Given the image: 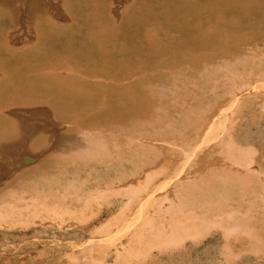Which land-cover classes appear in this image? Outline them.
I'll list each match as a JSON object with an SVG mask.
<instances>
[{"label":"bare ground","instance_id":"1","mask_svg":"<svg viewBox=\"0 0 264 264\" xmlns=\"http://www.w3.org/2000/svg\"><path fill=\"white\" fill-rule=\"evenodd\" d=\"M129 1H131V0H129ZM229 1H228V3H229ZM233 1H235V0H231L232 3H233ZM247 1L245 4L248 3ZM126 2H127L126 0H125V2H124V0H114L112 2V6H111V4H109L107 6H108V8H110V7L113 8V11H115V16L119 17L122 14H125L126 16L128 15V17H129V15H130L129 13L131 10L130 11L127 10L125 4L128 5V4H130V2L129 3L127 2L128 4ZM239 2L243 3V1H239ZM239 2H238V4H240ZM250 2H251V0H249V3H248L249 6H251V8L249 7V9L253 10V14H255L256 18H258L259 22H261V20L264 19V5H263L264 3L262 5L256 4L257 6L255 5L256 7H253L254 4L250 5ZM253 2L254 1L252 0L251 4ZM236 3H237V1H235V3H234L235 6L239 8L240 5L237 6ZM261 3H262V1H261ZM61 4H63V0H0V25H1L0 26V38H1L0 39V41H1L0 53H1V55L5 54L0 59V159H1V157H3V154L5 152H9V150L13 149V147L18 148V147L22 146L24 148V145L28 144V143H30V145L37 146V148H36L37 150L41 149L43 146H46V143H48L49 141L46 137L44 140L45 142L43 141V144H44L43 145L42 143H40L39 140L41 139L42 136L43 137H44V135L46 136V133H48L50 131H54L52 134L53 136L57 135V136L61 137L60 139H63V133H62L63 130L62 129L65 128V126L63 128V121L69 120V118L66 120H63V111L68 110L67 107L63 106V99H67V100L71 101L72 104H74V106H72V105H70V106H72L73 109L75 108L74 111L77 112V114L80 112L81 118L86 117V116H90L89 117L90 120H92L94 123L101 117L104 118L105 121L106 120L109 121V120H112L114 118L112 116V112L115 111V110L113 111L114 102H118L121 98H124L121 101L123 102V104H125V102H127V100L130 99V98L129 99H127V98L131 97V96H128V97H126V96L128 93H129V95L132 94V92L130 90L132 89V91H134V89H133V86H131L132 87L131 88L130 85L128 84L129 81H135V80L137 81L138 79L142 80V78H143V80L141 82L143 83L145 81L143 84H146V85L149 82H153L155 80L157 81V79L154 77L153 78L155 80L153 79V81H152V77L150 76V74H152V72L149 73L152 70H154L155 74L157 73V75H158V73H159V75H164V74L170 75V74H175L172 72L173 69H174L173 70L174 72L176 71L175 69H180V68L187 70L189 72H191L192 70L203 72L205 70L207 71V68H211V67H208L206 65L207 68L203 69V68H205V64H207L213 60V58L210 54V53H212V51L208 52L207 49H209V47L207 45H211L212 40H214V39H212L214 37L213 36L214 34L210 32L209 27H208L209 28L208 32L206 31V29H204V27L208 24L210 25V23L213 22V20H210L206 17L205 19H203V21L200 22V24L197 26L196 29L193 28L192 32L190 31L191 29L189 30V32H191L195 35H198L197 36L198 40L191 38L189 42L184 41L185 43L181 44L182 46L179 44L178 47L179 46H181V47H179L178 49L182 48V51L184 50L183 52L178 53L179 51L177 48L174 49L173 47H171L172 48L171 49L169 47L170 51L167 50L168 51L167 53L172 52L171 57H172V59L174 58L172 60V59H169L171 57L165 58L166 56H164V55H163L164 57L161 56V53H163L161 51L164 50L165 48L163 46H159V44L161 42L166 44L165 42H167V41H165V39H164L165 42L162 40H163V38L168 37L169 34L166 33L167 36H164V32H162V27H158V25H162V23H160L159 20L157 21V19H155L156 21L154 20L155 21L154 27H153V25H152V27H148V24H149L148 23L147 28L145 27V29L143 30L144 31L143 32L144 33L143 38H144V36H145V38L142 41L143 43L140 42L143 45V47H145V45L148 47L147 51L153 54V59L152 60L150 59V61L146 60V59L143 60V62H142L143 66H142L140 73H138V71H137V70H140V67H139V69H137V67L141 62H138V65H136L137 67L134 66V70L137 69L136 72L134 71L135 74H134V72H132L130 75V72L133 71L132 70L133 68L131 66V68H132L131 69L127 65L129 67V69H131L129 72L127 69V66H126L125 69H127V71H125V69H124V72H126L125 74H127V72H129V74H127L125 76L126 81H119L118 80L119 82H117V83L127 82L126 85L128 84L129 85L128 88H130V89L126 88L127 91L129 90L128 92L126 91V94H125L126 96L124 94H122L120 96V94L116 93V95H119L121 97V98L119 97L118 101H116V99H115L116 96L114 97V95H115L114 93L116 91V90H114V87H115L114 85L116 83H115V81H113V79H115V78L111 77L112 76L111 73L113 72L114 69L110 68L111 73L109 71H107L108 69H104V66L109 64L110 61L103 59V57H105L107 55L106 54L105 56H103V54H104L103 48L107 47L104 44L103 40L105 38H103V37H105V35H107L109 33L111 34V31L116 28L117 19L114 18L116 21L113 19V21H115L113 23V22H111V18L107 17L110 19V22H109V24L104 23L105 25L103 23H102L103 25H99L97 23L99 21L98 20L99 18H96L98 20L96 22L98 24L97 26H95V23L94 24L88 23V24H92V26H89V27L86 26L87 35H89L91 38H93L96 41L100 40L101 38H103V39H101L99 41V43L101 45L99 44V46L97 47V51L95 49H92V47H91L90 52H88V54H85L86 58L85 57H76L75 53H73L71 55L70 52L72 51V49H69L67 55H66V53L64 55L63 52L62 53L58 52L56 55L52 54V58H50V60H45L42 58H38L37 57L38 54H35L36 57L32 56V52H31V50H29L30 48H28V49L18 48L17 45L21 44V43H19L20 41H24L23 38L26 39V37H27L29 40H34V39L40 40L41 36L44 37L45 35H47V33H49V31L51 30L50 24H51V22H53L55 20V19L52 20V18H53L52 16L54 15V13L51 16V12H53V10L50 8H54V10H55L57 8L56 6H60ZM105 4H107V3H105ZM186 4L179 3V7H183ZM145 5H147V4H145ZM130 6H132V5H130ZM133 7H131L130 9H132ZM150 7H152V6H150ZM236 7H235V11H236V9H238ZM243 7L247 8L246 5ZM108 8H106L104 10H109ZM146 9L144 11L145 13H146ZM71 10L72 9H70L69 11H71ZM135 10H137V9H134V11ZM107 12L105 11L106 14H107ZM138 12L140 13V10H138ZM151 12H152V10H151ZM226 12H228V11H226ZM149 13H150V11H149ZM155 13H157V12H155ZM75 14L77 15L78 13H75ZM101 14L102 13L100 12L99 15H101ZM224 14L225 13L223 12L222 16H220V17L217 16L218 18H216V20L213 22L215 24V26L217 25V27H218L220 22L222 24L223 21L225 22L228 20L227 18H225ZM249 14H251V13H249ZM143 15H144V13H143ZM245 16L247 18L248 14L244 13L242 11V18L240 19L243 21L242 23L249 22V21H246L247 19H244ZM63 17H64V15H63ZM101 17H102V15H101ZM249 17L250 16H248V18ZM69 18H73V17L70 16ZM146 18H147V16H146ZM202 18H204V17H202ZM232 18H234V17H231V19ZM239 18L240 17L236 15L235 18L232 20V22L234 23V26L235 27L237 26V28H239V26L235 22H238V24H239V22H240ZM89 19H91V18H89ZM129 19H132V18L129 17ZM142 19H143V17H142ZM152 19L153 18H151V21H152ZM72 20L73 19H71L70 23H72ZM106 20H108V19H106ZM137 20H138V18H137ZM190 20H192V19H190ZM75 21H73V22H75ZM118 22L120 23L119 18H118ZM196 22H198V21H196ZM76 23H77V21H76ZM111 23H113V25ZM121 23L124 25V22H121ZM127 23H128V21H127ZM186 23L188 25L190 24V22H186ZM227 23H229V22H225V24H227ZM261 23H263V22H261ZM18 24H20L22 26L20 32L17 31V28H16L18 26ZM53 24H57V23L53 22L52 25ZM164 24H166V23H164ZM169 24L172 25L171 22H169ZM196 24L197 23H195L194 25L192 24V26L190 24L189 27H195ZM225 24H224V27H225ZM256 24H257V22H256ZM60 25H61V27H65V26H62V24H60ZM77 25H78V27H80L79 24H77ZM68 26H70V27L65 28L66 31L63 30L64 33H67L68 29L69 28L72 29L71 26H75V25H73V23H72L70 25L68 24ZM226 26H230V25L227 24ZM252 26H253V24H251L250 27H252ZM182 27H183V25H182ZM210 27H211V25H210ZM231 27H233V26H231ZM76 28L77 27H75L71 30V34L74 33L73 30H75ZM130 28H131L130 30H132V27H130ZM168 29H169V27H168ZM184 29H182V31ZM242 29H243V27H242ZM27 30L30 31L29 34L27 32H24ZM31 30H32V33H34V34L31 33ZM116 30H118V29H115L114 31H116ZM133 30H134V28H133ZM185 30H187V29H185ZM226 30H227V28H226ZM237 30L238 29H236V31ZM166 31H167V29H166ZM172 31L175 32V30H172ZM178 32H179V30H178ZM117 33H116V35H119L118 39H119V37L121 38V35L123 37V34H122L123 32L119 33V34H117ZM186 33H185V36L187 35ZM225 33L226 32H224V34ZM232 33L233 32L231 30L230 35ZM17 34H19V35H17ZM124 34H126V33L124 32ZM261 34L264 35V32ZM75 35H76V33H75ZM179 35L183 36V34H179ZM195 35H193L194 38H195ZM233 35H231V36H233ZM248 35H249V33H248ZM255 35H256V33H255ZM107 36L109 37V35H107ZM124 37H125V35H124ZM262 37L264 38V36H262ZM262 37L260 38V35H259V38L255 37V41L257 42L256 39H263ZM89 38L88 39L86 38L87 41L90 40ZM169 38L171 39L172 37L169 36ZM173 38H174V36H173ZM176 38H178V34H177ZM240 38H243V37L240 36ZM245 38L248 39L247 37H245ZM38 40H37V43H35L36 41H34V43L38 44L39 43ZM123 40H125V39H123ZM167 40H168L167 43H170L169 39H167ZM178 40H179V38H178ZM191 40H193L194 42H191ZM248 40H246L247 42L246 41L245 42L248 43ZM116 41H117V38H116ZM240 41L243 42L244 40H240ZM259 41H261V40H259ZM105 42H108V41H105ZM112 42L114 43L113 40H112ZM144 42H145V44H144ZM239 42H237V43H239ZM241 42H240V46H241ZM46 43L48 44V42H46ZM76 43L80 44L79 46H83V43H85V42L82 43V42H80V40H79V42L76 40ZM113 43H111V44H113ZM123 43H125V41H122V48L125 46V45L123 46ZM163 43H161L160 45H163ZM174 43H176V42H174V39H173V44ZM180 43H181V41H180ZM227 43L228 42H226V45H227ZM257 43H259V42H257ZM35 44H33V46H35ZM116 44H118V43L115 42V45ZM126 44H128V43H126ZM129 44H132V45H130L131 47L129 45L127 46L129 48H132V47L135 48L136 47V46H133L134 45L133 43H129ZM253 44H255V43H253ZM253 44L251 45L249 43L248 45L253 46ZM230 45L231 44H229V46ZM235 45L237 46V47L235 46L236 48L231 46V47H233L234 51H235V49L238 50V47H239L238 44H235ZM42 46H43V44H42ZM69 46H70L69 48H74L73 43L70 44ZM172 46L175 47V45H172ZM138 47H139V45H138ZM157 47H160L159 51L161 53L159 51L155 50V48H157ZM220 47L221 46L218 47V45H217L218 49H220ZM244 47H247V46H244ZM256 47H257V45H256ZM119 48H118L119 51H117V52H122L124 50L123 49L121 51V49H119ZM217 48H215V49H217ZM257 48H255V50ZM158 49L159 48H157V50ZM239 49H241V48L239 47ZM251 49L250 50L253 51L254 48L251 47ZM113 50H115V48ZM130 50H132V49H130ZM137 50H138V48H137ZM206 50H207V52H206ZM210 50H211V48H210ZM212 50L214 51V48ZM246 50H249L248 47ZM250 50H249V52L251 53ZM65 51L66 50H64V52ZM125 51H123V52H125ZM164 51H166V50H164ZM220 51H221V49H220ZM242 51H244V50L242 49L240 52L242 53ZM258 51L259 50L257 49L256 52H258ZM108 52H110V51H108ZM260 52H261V50H260ZM136 53H137V51H136ZM136 53H134V54H136ZM138 53H140L141 55L143 54V56L145 55L144 52H142V53L138 52ZM218 53H219V51L217 50V54ZM230 53H231V50H230ZM236 53L237 52H235L234 54H232V53L231 54L235 55ZM39 54H41V53H39ZM118 54H117V56H118ZM123 54H122V56H124ZM219 54H220L219 56L223 55L221 53H219ZM244 54L246 55L245 52H244ZM111 55H112V53H111ZM156 55H158V56H156ZM82 56H84V55H82ZM143 56H142V58H143ZM237 56H238V54H237ZM240 56H241V54H240ZM247 56H249L248 52H247ZM241 57H239V58H241ZM43 58H44V56H43ZM108 58H110V57H108ZM132 58H133V53H132ZM214 58H216V60L220 59L219 57L217 58L216 56ZM234 58H236V57H234ZM234 58H233V60H234ZM239 58H236V59H239ZM114 59H116V58H113V60H112L113 62H114ZM224 59H225V57H224ZM229 59L231 60V58H229ZM236 59L234 61H236ZM169 60H171V61H169ZM216 60H214V62ZM255 60H256V58H255ZM112 61H111V65H112ZM120 61H121V59H119V62ZM261 61H262V59H261ZM123 62L126 63V61H123ZM220 62H221V60H220ZM216 63H217V61H216ZM231 63H233V62H231ZM235 63H237V62H235ZM131 64H133V63H131ZM142 64H140V65H142ZM116 65L118 66V62ZM210 65H212V64L210 63L209 66ZM213 65H216V64H213ZM222 65H224V64L222 63ZM109 66H110V64H109ZM135 67H136V69H135ZM212 67L214 68V66H212ZM218 67L216 66V68H218ZM189 69H192V70L190 71ZM169 70H171V71H169ZM116 71H114L115 73L113 72L114 74L112 73L114 76L116 75L117 72L119 73L120 70H118L117 72ZM180 71L182 72V70H180ZM178 72H179V70H178ZM262 73H264V70L262 71ZM122 74L123 73H121V75ZM169 75H164V76H169ZM228 75H230V74H228ZM251 75H253V74H251ZM200 76H198V77H200ZM262 76H264V75H262ZM262 76L260 75V79L264 81V77H262ZM117 77H118V75L116 76V80H117ZM169 77L166 80L170 81L171 83L176 82L175 78L173 80H171L173 76H171L170 79H169ZM255 78H256V76H255ZM256 79H255V81L253 80V82L247 80L246 81L247 84L245 83L243 85L242 84L237 85L238 83H240L238 81V78H237V79H235V82H236L235 84H229L230 85L229 89H232L233 91L235 90L236 93H237V91H239L240 94L236 95L235 92H232V90H231V92H229V95H230L229 98L230 99L226 103H223L224 101L222 100L223 102H221L219 104L220 107L218 106L219 108L214 112L215 113L214 115H212L213 110L209 116L207 114L208 117H207V119H205L206 120L205 124L200 127V130H197L198 135L195 133L199 137L200 140L198 139V137H197L198 141L192 142V143H188L190 141L187 142L186 140L180 141L181 139L180 140L172 139L173 141H171V140L168 141L167 139L162 140V138H161V140H158V139L153 140V141L160 142L163 144L166 143V145H168V149H167L168 153H171V154L173 153L174 157H175V152L179 151L178 149H182V151L184 152L182 155L184 158L183 164L179 165L180 167H178V169L175 170L174 175H172L169 178L164 179L163 182L153 184V181H152L153 178H151V177L155 178V176H150V175L151 174L154 175L155 173H157V171L149 172V170L146 171L148 173L144 172L145 173V176L143 177L144 179L142 181L136 182L135 185L132 184V181H128L127 179H124V180H126V183H122L121 181L111 182V181H102V180L97 181V180H95L94 177H98V176H96V173H94L95 175L93 174L94 177L92 176V173L94 171H97L99 169H104L105 172H107L106 170H109L111 165L113 166L112 163H107V162L106 163H103V162L99 163L98 162V159H99L98 154L101 152H105V151L108 152V150L105 148L106 145L103 142V140H101L102 141L101 144L98 142L99 140L97 141V139L100 138V137L98 138L99 134L94 132V130L96 128L94 125L90 124L89 121H88V123L90 124V126L88 125L89 127H85L86 124L83 125L84 127H81V126L79 127L78 125L71 127L73 134L69 135V139L72 140L73 144H69V145L75 147V150L72 152H69V153H67V152L64 153L62 159L64 161H70V163H75V164H76V161H78V162L79 161L80 162L91 161L90 162L91 164L89 162L88 163H84V162L79 163L80 169H82V171H85L83 173H85L87 175V177H85L87 179L83 180V183L81 184L82 186L81 187L79 186V189L81 188V190H78L74 186L76 182L79 183V181L81 180V179L77 180L78 177L77 178L74 177L76 175H79V174H75L78 171H76V172L73 171V172H75V173H73L74 174L73 177L76 181L75 180L73 182L67 181L65 188H63V201H67L70 204V206L73 207L74 211L71 212V211L66 210L67 212L66 211L64 212V210H63L64 214H61L56 219H59V223L63 226V230L71 229L72 232L71 231H69V232L73 236L71 238H68L65 240H58L57 242L53 241V240H49V239L47 241L46 240L47 238L45 239L46 241H43L42 237L40 236V238H39L38 236L40 235V233L42 234V232H43V234L44 233L46 234V230L49 228H44L40 231V229H38L39 227H37V228L35 227V225H37V224L34 222L35 220L33 218L37 217V216H35L36 213L38 215H42V217L45 216V218H47L48 217V210H41V212L37 211L34 213H31L32 211L29 213L28 212L27 213H20L19 212V213H16V216H15V214L12 215L9 211V213H10V214L8 213L9 215H7L6 213H5L6 215L0 214V235H1V237H3L4 239H8V237L10 238V236H12L13 234H19V233L14 232L15 227L19 226V224L25 226L26 230H30L27 232L34 231L35 233H38V236H35L32 234L31 237H29L25 243L22 240L18 241L17 242L18 246L16 248H14L15 250L9 249V248L13 247V244H11L8 241H5L3 243V246L6 245V243H10V245H8L7 247L4 246V249H7V250L1 251V249H0V257L4 255V252L8 253V255H13V254L22 253V252H28L25 259H28L29 261L23 260L25 262H23V261L21 262V260H15L14 259L13 263H18V264H63V261H64L63 259H65L67 261L66 264H95L96 263L95 259L93 257H90V256H84V259L81 258V259H83L81 261L79 260V258H78V260H77V258L75 259L74 256H77V255H75V253H73V252H75L73 250H76L79 253H81L80 251H82V255L86 254L87 250H89L87 255H89V254L91 255V252H93L96 249V250H99L100 256H103V258L105 260L104 263H108L109 258H111L112 261L117 260L114 263L118 262V260H123L124 264H149V263L151 264L152 260L147 262L146 261L147 258L152 256L153 253H156L155 255H157V253L160 251L159 255H158V259H161V257L167 258L169 260V262H171L170 264H259L260 260L258 258V245H259V242L261 241L259 239L262 238V236L259 237V230L261 232H263L262 230H264L263 229L264 227H260V224H259V221H260L259 220V215H260L259 209L260 208L264 209V195H262V191L264 190V180H261V178H264V128H262V125L264 122L261 125H259L260 124L259 122H257L256 125H253V123L249 124V123H251V121H249V118L253 117V115H252L253 111L258 109L256 105H257L259 98L257 99L256 95L252 96V94H255L254 92H257L261 88L264 89V87H263L264 82L259 83L258 81H256ZM29 80H30V83H27ZM211 81H213V80H211ZM240 81H241V79H240ZM141 82H139V83L142 86L143 84ZM244 82L245 81H243V83ZM135 83H137L135 86H137V85L139 86L138 82H134V84ZM164 83L166 84V82H164ZM122 84H119V85L123 86ZM131 84H132V82H131ZM169 85H171V84L169 83ZM222 85H224V84H222ZM124 86L122 88L125 89ZM174 86H176V85H174ZM174 88H176V87H174ZM68 89L73 91V92L72 93L68 92ZM98 90H101L104 93V94H102L104 96V98L102 97V100L99 97L101 95V93L99 96L96 94V91H98ZM227 91H229V90H227ZM141 93H142V91H141ZM148 93H149V91H148ZM163 93H164V91H163ZM225 93H226V91H225ZM261 93H263V91H261ZM142 94L144 95V93H142ZM145 94H147V93H145ZM256 94L259 95V91ZM133 95H135V91H134ZM147 95H149V94H147ZM147 95H145V97ZM152 95H153V93H152ZM150 98L152 99L153 97H150ZM224 98H225V96H224ZM227 98H228V96H227ZM246 98H249V99H246ZM111 99H115V101H113V100L111 101ZM151 99H149L150 103L152 101ZM145 101L146 100L144 99V102ZM262 101L263 100H261V102ZM55 102H58L59 104H61V106H60L61 110H60V115L59 114H58V116L53 115V121L51 123L49 122L50 123L49 125L51 127H55V128H53V130H51L52 129L51 127H47V128H51L49 130L46 129V130H48V132H47V131H45L44 126L40 127L39 125H31L30 124L29 121L32 122L33 116L37 117L38 115H41V116H47L48 115L47 118H49V116L52 115V113H50V112H52L55 109L51 110L50 112H48L49 111L48 109H51L54 106H56ZM134 102H136L135 99H134ZM156 102L157 101H155V103ZM51 103H54L55 105L54 104L51 105ZM119 104H120V106L123 105L121 103H119ZM137 104L139 105L140 103L138 102ZM141 104H143V103H141ZM116 106L117 105H115V108H116ZM120 106H119V108L117 106V108L119 110L122 107V106L121 107ZM149 106H150V104H149ZM156 106H157V104H156ZM43 107H45V109L48 108V109H46L47 111H45ZM63 107L67 108V110L66 109L63 110ZM146 107H143V108L145 109ZM153 107L154 106H152V108ZM54 108H56V107H54ZM154 108H156V107H154ZM58 110H59V107H58ZM58 110H57V112H58ZM205 110H207V109H205ZM208 110H210V109H208ZM68 111L70 112V110H68ZM152 112H155V111H152ZM116 113L120 114L118 111H116ZM130 114H133V113L130 112ZM135 114H136V112H135ZM258 114L259 113H257V115ZM140 115H141V117L143 115L145 116L144 113L140 114ZM67 116H66V118H67ZM232 116H237V117L241 118V121L238 118L239 122L241 124H242V121H245V123H243V125H242V127L244 126L243 127L244 130H242V131L246 135L242 136L240 134L241 131H239L238 135L241 136L240 139H238L239 136L237 137V139H234L235 137L233 136L234 138L232 137V139H230L228 142L231 145H230V147H228L226 149L225 154L227 153L226 154L227 159H226V155H225V159H226V161L228 160V162H230L229 163L230 165L227 166L225 168V170L230 168L228 170L232 171L230 178L222 180V177H220V180L218 179L216 181L212 180V178H211L210 181H208L206 179L207 181L200 182V183H196L194 180L185 179L184 181H186L187 185L189 186L191 184V186L190 187L186 186V188H184L185 191H184V189L182 191V192H187L188 194L195 196V194L199 193V191H197L198 188H201L202 190H205L208 194V197L207 196H205V197L210 199L209 196L211 195L212 197H214L213 196V195H215L214 191H217L218 189H220V191H222V193L224 192L228 197H217L216 198V196H218L216 194V196H215L216 199L213 200L211 198L210 201L208 200L209 202L207 201L208 203H204L205 210L204 209H202V210H204L205 212L203 215L201 214V213H203V211L200 209L203 208L204 206L200 204L201 202L198 203V205H200L201 208L198 207L197 204L195 205L198 207V209L195 207L193 208V206H194L193 203L189 204L191 206H188V204H186L188 207H190V212H191V214H190V212H188L189 214L186 213L188 216V219L184 216V214L182 212V211H185L186 205L185 204H183L182 206L180 205L179 213L181 214V212H182L181 215L184 216V221L182 220L183 216H181V218L179 216V219H181V221H182L179 226H177L178 224L173 225L172 221L168 222L167 227H164L160 224H156L155 223V217H152L153 214L156 213L159 215L163 210L168 211L169 209L173 208V206L174 207L178 206L179 202H181L180 204L184 203L183 200L185 198L183 199L181 197L183 200L181 198H179L178 199V205H175V203L173 202L174 200H172V197L170 196L171 194L168 190H170L171 187L173 189H175L176 184L174 185L172 183L173 185L170 186V184H168V183L172 182L173 180H175V183L180 182L182 180L183 176H186L189 173L188 171L195 166V165L194 166L190 165V163H191L190 160H193L192 158L195 156L197 151L201 149V146L206 145V144L208 145V143L215 141V140H213L214 138H212L213 133H216L218 130L224 131V129L226 131V129L228 128V127H226V124L230 123L229 119ZM141 117L137 118V120H141ZM38 119H37V121H38ZM45 119H46V117H45ZM34 120L36 121L35 118H34ZM40 120H42V119H40ZM82 120H83V122H85L86 118H83ZM233 120L235 121V118H233ZM262 120H260V121H262ZM41 122H43V121H41ZM144 123H146V122H144ZM246 123H247V125H245ZM42 124H44V123H42ZM80 124H82V123H80ZM141 125H143V124H141ZM141 127H143V126H141ZM139 128H140V126H139ZM237 128H239V127H237ZM261 130H263V131H261ZM32 131H36V132H32ZM95 131L97 132V130H95ZM113 131H112V133H113ZM195 131H196V129H195ZM235 131H237V130L235 129ZM8 133H14L13 135H15V134L19 135V137H18V139L15 138L16 141L14 138L9 139L8 138L9 136L7 137ZM123 133H125V132H123ZM49 134H50V137L52 138L51 133H49ZM96 134H98V135H96ZM100 134H102V132ZM109 134L111 135V133H109ZM220 134L222 136L223 132ZM236 134H237V132H236ZM38 135H40V136H38ZM110 135H108V136L110 137ZM125 136H122V138ZM36 137H38V138L36 139ZM102 137L104 139V135ZM129 137H131V135H129V136L127 135L125 138L129 139ZM221 138L219 140L220 142H221ZM132 139H134V137ZM135 139H136L135 141L139 140V142H140V139H137L136 137H135ZM71 140H69L68 142H70ZM189 140H191V139H189ZM38 141H39V143H38ZM105 141H106V138H105ZM130 141H131V139H129V142H127L128 145L131 144ZM193 143H194V145H192ZM179 144L183 145V146L180 147V146H178ZM69 145L67 147H69ZM222 145L223 144H221L220 146H222ZM48 146L44 149L45 152H42V153H47L49 150L53 151V149L56 148V145H54V144L49 146V147ZM62 146H64V145H62ZM148 146L142 145V144L139 145L140 149L141 148L145 149ZM173 147L176 148V150L175 149L173 150L172 149ZM186 148H188V149H186ZM70 150H72V149L70 148ZM61 151L63 152V149ZM220 151H222V150H219V152ZM55 153H57L56 150L53 154H55ZM222 153H224V150ZM53 154H51L52 159H53ZM209 154H211V153L209 152ZM198 155H200V153ZM109 156H108V158H109ZM25 158H26V163H29L32 161V158H30V157L23 156V159H25ZM58 158H60V157H58ZM106 158H107V156L103 157V159H105L107 161L108 158L107 159ZM223 158H224V156H223ZM206 160L209 161L208 158ZM172 161H173V157L172 156L168 157L165 160V162H166L165 165L167 167L171 166ZM222 161H224V160H222ZM7 162H9V161H7ZM53 162H55V161H53ZM209 162H211V160ZM209 162H205L203 165H197V166H198V168H200V167L205 168V171L208 168V171H209V173H212V176H216V177L220 176V174H222L221 173L222 171L220 172V170H224V168L223 167L222 168L215 167L214 166L215 164L214 165L212 164L213 165L212 166L209 164ZM70 163L68 164V166L70 165ZM213 163H215V162H213ZM223 163H224L223 166L225 167L226 166L225 162H223ZM44 164H43V166H44ZM66 164L67 163H65L64 166H66ZM21 165H24V163L22 162ZM161 165H163V164H161ZM77 166L79 167V165H77ZM220 166H221V164H220ZM235 166L236 167L241 166V167H243L244 170L233 169ZM252 167H255V168L252 169ZM65 170H67V168ZM75 170H78V169L76 168ZM196 171H198V170H196ZM243 171H245V172H243ZM258 171H259V173H258ZM67 172H69V171H67ZM162 172H163V170H162ZM192 172H193V170H192ZM65 175H69V174H65ZM70 175H71V173H70ZM140 175H142V173H140ZM158 175H160V174H158ZM225 176H226V174H225ZM251 176H252V178H250ZM258 176H259V178L260 177L261 178L259 179ZM178 177H180V178H178ZM231 177H235L238 179L241 178V179H240V181H238V179L236 180V179H233ZM254 179L255 180L258 179L257 182H258L259 188L252 187V184H250V182L252 180L254 181ZM136 180H137V178H136ZM42 181H43V179H42ZM250 187H252V188L249 189ZM41 188H42V186H41ZM45 188H47V187H45ZM173 189H172V191H173ZM57 190H58V188H57ZM165 190H167L168 192H165ZM50 191L51 190H49V192ZM78 192H80V193H78ZM82 192H84V193L82 194ZM218 194H220V193H218ZM79 195H81V196H79ZM37 196H39V195H37ZM59 197H60V195H59ZM260 197H263V198L259 199ZM56 200H57V198H56ZM179 200H181V201H179ZM194 201H196V200H194ZM164 202H167V203H164ZM259 203L261 204V207H260ZM34 205H33L34 208L30 205L32 207V210L35 209ZM59 205H63V204L59 203ZM68 205H66V206H68ZM182 207L184 210H181ZM188 207H186V208H188ZM173 209H171L172 214L176 211L175 210L176 208L174 210ZM35 210H38V209H35ZM177 211H178V209H177ZM187 211H189V208L187 209ZM196 212H198V213H196ZM49 213H50V215L57 217L56 212L49 210ZM177 215H178V213H177ZM175 216H176V214H175ZM23 217H24V219H22ZM176 217H178V216H176ZM101 218H104L105 220L102 219L103 222H101ZM15 222H17V223H15ZM84 232H88L87 233V234H89L88 237H85ZM57 233H59V232H57ZM57 233H55V234H57ZM77 233H79V234H77ZM262 235H264V232L262 233ZM25 236L26 235H23V234L21 236V234H20V236H18V237L24 238ZM28 236H29V234H28ZM68 236L66 235L65 238ZM51 237H53V236H51ZM123 238H125V241L128 238L127 244H123V242H122ZM10 240H11V238H10ZM45 242H47V243H45ZM44 244H46V245H44ZM199 245L204 246V248L202 249L203 252H198L199 247H200ZM142 246H144L145 248H142ZM28 247H30L29 250L25 249ZM38 247H43V250L38 251L37 250ZM162 248H164L165 250L161 252ZM64 250L68 251V256H70V257L72 254H74V256H72L73 257L72 261H70V259H71L70 257H69V259H66V258H68V256L63 254ZM96 254H97V251H96ZM50 255H54L53 257H55V259H52V257H51V259H48L50 257ZM57 255H58V257H57ZM35 257H38V259ZM41 257H46V258L42 259ZM64 257H66V258H64ZM32 259H34V260H32ZM153 259H155V258H153ZM1 260H3V259H1ZM9 263H10V261H7L6 263H3V264H9ZM99 264H103V263H99Z\"/></svg>","mask_w":264,"mask_h":264},{"label":"rangeland","instance_id":"2","mask_svg":"<svg viewBox=\"0 0 264 264\" xmlns=\"http://www.w3.org/2000/svg\"><path fill=\"white\" fill-rule=\"evenodd\" d=\"M114 0H63V4H61L60 6H56L57 8L54 10V8H50V9H52L53 10V12H51V16H52V14L54 13V15L52 16L53 18H52V20H54L53 22H55V23H57V24H53L52 25V23L53 22H51V27H50V31H49V33H47V35H45L44 37H40V40H38V39H34V40H29L27 37H26V39L25 38H23V40L24 41H20L19 43H21V44H19V45H17L18 46V48H21V49H28V48H30L29 50H31V52H32V56H34V57H36V55L35 54H38V58H42V59H45V60H50V58H52V54L53 55H56L58 52H63L64 53V55H65V53H66V55L68 54V50L69 49H72V51L70 52V54L72 55L73 53H75L76 54V57H85V54H88V52H90V50H91V47H92V49H95L96 51H97V47L99 46V41L101 40V39H103V38H105L103 41H104V44L107 46V47H105V48H103V52H104V54H103V56H105L106 54V56L105 57H103V59H105V60H109L110 62H109V64H110V66H109V64H107L106 66H104V69H108L107 71H109L110 73H111V69L113 68L114 70H113V72L114 71H118V70H120L119 71V73L117 74L116 73V75L114 76L113 74L115 73H111V77H114L115 79H113V81H115V87H114V90H116L115 91V95H114V97L116 96V101H118V99H119V97L122 95V94H126V91H127V89L126 88H128L129 87V85H130V87L131 86H133V89H134V91H135V95H133L134 94V91H132V89L130 90L131 92H132V94H130L129 95V93L127 94V96L126 97H128V96H131V97H128L127 99H129V100H127V102H125V104H123V102L121 101L122 99H124V98H121L118 102H114V108H113V111L114 112H112V116L114 117L112 120H106L105 121V119L104 118H99L95 123L92 121V120H90V116H86V117H83V118H86V123L85 122H83V118H81V116H80V112L77 114V112H75L74 111V109H73V107L72 106H74V104H72V102L71 101H69V100H67V99H63V106H65V107H67L68 108V110H70V112L67 110V108H65V107H63V110H67V111H63V120H66V119H68L69 118V120H66V121H63V128H64V126H65V128L64 129H62L63 130V139H60L61 137H59V136H57V135H55V136H53L52 134H53V132L54 131H50V132H48V130L49 129H51V130H53V128H55V127H51L49 124L53 121V115H56V116H58V114L60 115V110H61V104H59L58 102H55L56 103V106H54V107H56V108H51V109H48V108H46V109H48L49 111L48 112H50L51 110H53V109H55V110H53L52 112H50V113H52V115L51 116H49V118H47V116H41V115H38L37 117H35V116H33L32 117V122L31 121H29L30 122V124L31 125H39L40 127L41 126H44V128H45V131H47L48 133H46V136L44 135V137L42 138L41 137V139L39 140L40 141V143H42L43 144V141L45 140V138L47 137V139H48V143H46V146H43L41 149H39V150H37L36 148H37V146H35V145H30V143H28V144H25L24 145V148L21 146V147H13V149H8L9 150V152H5L4 154H3V157H1V159H0V214H7V215H9L10 213L13 215V214H15V216H16V213H29V212H31V213H34V212H37V211H40L41 212V210H48V217L47 218H45V216H43L42 217V215H38L37 213L35 214V216H37L36 218H33L34 220V222L37 224V225H35V227L37 228V227H39L38 229H40V231L42 230V229H44V228H49V229H47L46 230V234L44 233L43 234V232H42V234L40 233V235L38 236V233H35L34 231H32V232H27V231H30V230H26V228H25V226H23V225H20L19 224V226H14L15 227V230H14V232H16V233H19V234H13L12 236H10V238H11V240H10V238L8 237V239H4L3 237H1V235H0V246L2 247L3 246V243L5 242V241H8V242H10L11 244H13V247L12 248H9V249H12V250H15L14 248H16L17 246H18V244H17V242L18 241H20V240H22V241H24V243L26 242V240H28V238L29 237H31V235L33 234V235H35V236H38L39 238H40V236L42 237V240L43 241H48V239L49 240H53V241H58V240H65V239H68V238H71L73 235H71L70 234V232L69 231H71L72 232V230L71 229H65V230H63V226L59 223V219H56V218H58L61 214H64V212L67 210V211H71V212H73L74 210H73V207L72 206H70V204L67 202V201H63V188H65V185H66V182L67 181H69V182H73L75 179H74V177H78V179L77 180H80L79 181V183L78 182H76L75 183V187L78 189V190H81V188L79 189V186L81 187L82 185V183H83V180H85V179H87V178H85V177H87V175L85 174V173H83V172H85V171H82V169H80V164L79 163H82V162H84V161H82V162H78V161H76V164L75 163H70V161H64L62 158H63V154L64 153H69V152H72V151H74L75 150V147H73V146H70L69 144H73L72 143V140L71 139H69V135L70 134H73V131L71 130V127H73V126H76V125H78L79 127L81 126V127H84L83 125H85V127H89L90 126V124H92V125H94L95 126V130H97V132L94 130V132L95 133H98V134H96V135H98V138L99 139H97V141L101 144L102 143V141L101 140H103V142L105 143V148L108 150V152L107 151H105V152H101V153H99L98 154V157H99V159H98V162L99 163H101V162H103V163H112L113 164V166L111 165L110 166V168H109V170H106L107 172H105V170L104 169H99V170H97V171H94L93 173H92V176L94 177V173H96V176H98V177H94L95 178V180H97V181H100V180H102V181H111V182H117V181H121L122 183H126V180H124V179H127L128 181H132V184H136V182H139V181H142L144 178V176H145V173L144 172H146V171H148L149 170V172H151V171H157V173H155L154 175L153 174H151L150 176H155V178L154 177H151V178H153V184H155V183H159V182H163L164 181V179H166V178H169V177H171L172 175H174V172H175V170H177L178 169V167H180L179 165L180 164H183V161H184V158H183V151H182V149H178L179 151L177 152H175V157H174V155H173V153L171 154V153H168V145H166V143H160V142H156V141H153L154 139H158V140H161V138H162V140H165V139H167L168 141H173L172 139H175V140H180V141H190V142H188V143H192V142H196V141H198V139H199V137L197 136L198 135V131L197 130H200V127L201 126H203L204 124H205V119H207V117L211 114V112H212V110H213V113H212V115H214L215 113V111L220 107L219 106V104L221 103V102H223V103H226L230 98H229V92H231V90L232 89H229L230 88V85L229 84H235L236 82H235V79H237L238 78V81L240 82V83H238L237 85H239V84H245L246 83V81L247 80H249V81H252L253 82V80L255 81V79H256V81H258L259 83H263L264 81L263 80H261L260 79V75L262 76V75H264V73H262V71L264 70V38L262 37V36H264L263 34H261V33H263L264 32V19H260L261 20V22H263V23H261V22H259V19L258 18H256V15L255 14H253V10L252 9H249V7L251 8V6H249V0L247 1V0H235V1H237V3H236V5L237 6H239L240 5V7L238 8V7H236L235 6V1H233V3L231 2V0L229 1V0H131V1H129V0H126L128 3L130 2V4H128L127 2V4L128 5H126L125 4V6H126V9L127 10H131L130 11V15H129V17L130 18H132V19H129V17H128V15L126 16L125 14H122L121 16H115V11H113V8L112 7H110V8H108V6L107 5H109V4H111V6H112V2H113ZM222 1V2H221ZM228 1H229V3H228ZM239 1H243V3L241 2H239ZM245 1V2H244ZM246 1L248 2L247 4H245L246 3ZM254 2L251 4V2H252V0H251V2H250V5H253V7H256L257 5H262L263 3H264V0H253ZM261 1H262V3H261ZM107 3V4H105V3ZM124 2H125V0H124ZM148 2V3H147ZM220 2V3H219ZM238 2L240 3V4H238ZM150 3V4H149ZM179 3H181V4H186L185 6H183V7H179ZM145 4H147V5H145ZM153 4V5H152ZM243 6H247V8L246 7H243ZM257 4V5H256ZM63 5V6H62ZM130 5H132V6H130ZM137 5V6H136ZM141 5V6H140ZM256 5V6H255ZM264 5V4H263ZM73 6V7H72ZM130 6V7H129ZM134 6V7H133ZM150 6H152V7H150ZM233 6V7H232ZM72 7V8H71ZM131 7H133L132 9H130ZM143 7V8H142ZM235 7L236 8H238V9H236V11H235ZM106 8H108L109 10H104V9H106ZM125 8V7H124ZM147 8V9H146ZM150 8V9H149ZM205 8V9H204ZM208 8V9H207ZM49 9V10H50ZM70 9H72L71 11H69ZM134 9H137V10H135L134 11ZM145 9H146V13L144 12L145 11ZM204 9V10H203ZM244 9V10H243ZM100 10V11H99ZM102 10V11H101ZM126 10V11H127ZM138 10H140V13L138 12ZM151 10H152V12H151ZM203 10V11H202ZM225 10V11H224ZM105 11L107 12V14L105 13ZM142 11V12H141ZM149 11H150V13H149ZM207 11V12H206ZM226 11H228V12H226ZM242 11L244 12V13H247L248 14V16H250L249 18H248V16H247V18H246V16L244 17V19H247L246 21H249V22H244V23H242L243 21L242 20H240L241 18H242ZM56 12V13H55ZM100 12L102 13L101 15H102V17H101V15H99L100 14ZM155 12H157V13H155ZM221 12V13H220ZM225 13L224 14V16H225V18H227L228 20L227 21H225V22H229V23H227V24H229L230 26H226L227 24H225V22L223 21L222 22V24H221V22L219 23V25H218V27H217V25L215 26V24L213 23L215 20H216V18H218V17H220V16H222V13ZM230 12V13H229ZM75 13H78L77 15L75 14ZM104 13V14H103ZM134 13V14H133ZM143 13H144V15H143ZM208 13V14H207ZM249 13H251V14H249ZM138 14V15H137ZM148 14V15H147ZM200 14V15H199ZM216 14V15H215ZM63 15H64V17H63ZM98 15V16H97ZM105 15V16H104ZM108 15V16H107ZM141 15V16H140ZM239 16L240 18H239V20H240V22H239V24H238V22H235L238 26H239V28H237V26L235 27L234 26V23L232 22V20L235 18V16ZM73 17V18H69V17ZM134 16V17H133ZM146 16H147V18H146ZM151 16V17H150ZM210 16V17H209ZM218 16V17H217ZM87 17V18H86ZM107 17H109V18H111V22H115L116 20L115 19H117V22H116V24L118 25H116V28L115 29H118V30H116V31H114L115 29H113L112 31H111V34L109 33V34H107V35H109V37L107 36V35H105V37H103V38H101L100 40H98V41H96V40H94L93 38H91L89 35H87V29H86V26L87 27H89V26H92V24H94L95 23V26H97L98 24L99 25H103L104 23H108L109 24V22H110V19L109 18H107ZM123 17V18H122ZM126 19H125V18ZM142 17H143V19H142ZM202 17H204V18H202ZM208 18V19H210V20H213V22H211L210 23V25H211V27H210V25L208 24V25H206L205 27H204V29H206V31L208 32L209 30H210V32L211 33H213L214 35V37L212 38V39H214V40H212V43H211V45H207L208 47H209V49H207L208 50V52H210V51H212V53H210L211 54V56H212V58H213V60L211 61V62H209V63H207V64H205V68H203V69H206L207 68V66L208 67H211V68H207V71L205 70V71H203V72H201V71H195V70H192V69H189L191 72H189V71H187V70H184V69H175L176 71L174 72L173 70H172V72L173 73H177L178 72V70H179V74L177 73L176 75L175 74H164V75H169V76H164V75H159V73H158V75H157V73L155 74V72H154V70H152V71H150L149 73H151L152 72V74H150V76L152 77V81H153V79L154 78H156L157 79V81L155 80V81H153V82H149L147 85L146 84H143L141 81L143 80V78H142V80H140V79H138L137 81L135 80V81H129L128 82V84L126 85V83L127 82H122V83H117V82H119V81H126V75L127 74H129V72H130V70L132 69L133 71H131L130 72V75H131V73L132 72H136V70L137 69H139V67H140V70H137L138 71V73H140V71H141V69H142V66H143V64H142V62H143V60L144 59H146V60H149L150 61V59L152 60L153 59V54L152 53H150V52H148L147 50H148V47L145 45V47H143V45L141 44V43H143L142 41L144 40V38H145V36H144V38H143V30L145 29V27L147 28V24H148V27H152V25H153V27H154V22L156 21L155 19H157V21L159 20V22L160 23H162V25H158V27H162V32H164V36H167V34H169V36L170 37H172L171 39L169 38V36L168 37H165V38H163V40L162 41H164V39H165V41H167L168 42V40L167 39H169V42L170 43H167V42H165L166 44H164L163 42H161V43H163V45H160L159 44V46H163L165 49L164 50H166V51H164V50H162L161 52H163V53H161L159 50H160V47H157V48H159L158 50H157V48H155V50L156 51H159L160 53H161V56H166L165 58H169V57H171V53L169 54V53H167L168 51L167 50H169L170 51V48L171 47H173L174 49L175 48H179V47H181L182 45L181 44H184L185 42L184 41H186V42H189L190 41V39L192 38V39H195V40H198V38H197V36L198 35H195V34H193V33H191L192 32V29L194 28V29H196L197 28V26L200 24V22L201 21H203V19H205V18ZM231 17H234V18H232L231 19ZM89 18H91V19H89ZM96 18H99L98 20L96 19ZM115 18V19H114ZM118 18L120 19V23L118 22ZM137 18H138V20H137ZM141 18V19H140ZM151 18H153L152 19V21H151ZM237 18V17H236ZM71 19H73L72 20V23H73V25H75V26H71L72 27V29L73 28H75V27H77L75 30H73L74 31V33H72L71 34V28H69L68 29V32L67 33H64L63 32V30H65V28H68V27H70V26H68V24L70 25V24H72V23H70L71 22ZM106 19H108V20H106ZM113 19L115 20V21H113ZM124 19V20H123ZM140 19V20H139ZM147 21H145V20ZM163 19V20H162ZM190 19H192V20H190ZM256 19V20H255ZM77 21V23H76V21ZM87 20V21H86ZM95 22H94V21ZM132 20V21H131ZM155 20V21H154ZM162 20V21H161ZM198 21V22H196V21ZM73 21H75V22H73ZM98 21V22H97ZM126 21V22H125ZM127 21H128V23H127ZM143 21V22H142ZM150 21V22H149ZM231 21V22H230ZM98 24H97V23ZM121 22H124V25L121 23ZM134 22V23H133ZM136 22V23H135ZM169 22H171L172 23V25L171 24H169ZM177 22V23H176ZM186 22H190V24H191V26H192V24L194 25L195 23H197L196 25H195V27H189V25L186 23ZM217 22V21H216ZM215 22V23H216ZM255 22V23H254ZM256 22H257V24H256ZM259 22V23H258ZM59 23V24H58ZM82 23V24H81ZM88 23H92V24H88ZM103 23V24H102ZM113 23H111L112 25H113ZM131 23V24H130ZM141 23V24H140ZM144 23V24H143ZM164 23H166V24H164ZM253 24V26L252 27H250L251 26V24ZM261 23V24H260ZM60 24H62V26H65V27H61V25ZM77 24H79V26L81 27H78V25ZM224 24H225V27H224ZM232 24V25H231ZM255 24V25H254ZM82 25V26H81ZM105 25V24H104ZM127 25V26H126ZM130 25V26H129ZM146 25V26H145ZM182 25H183V27H182ZM257 25V26H256ZM260 25V26H259ZM1 26V25H0ZM167 28H166V27ZM215 26V27H214ZM231 26H233V27H231ZM121 29H120V28ZM130 27H132V30H130L131 28ZM144 27V28H143ZM168 27H169V29H168ZM176 27V28H175ZM210 29H209V28ZM231 27V28H230ZM242 27H243V29H242ZM258 27V28H257ZM17 28V31H19L20 32V30H21V28H22V26L20 25V24H18V26L16 27ZM19 28V29H18ZM133 28H134V30H133ZM175 28V29H174ZM187 29V30H185V29ZM213 28V29H212ZM220 28V29H219ZM226 28H227V30H226ZM230 28V29H229ZM59 29V30H58ZM164 29V30H163ZM166 29H167V31H166ZM182 29H184L183 31H182ZM191 29V30H190ZM209 29V30H208ZM219 29V30H218ZM222 29V30H221ZM235 29V30H234ZM236 29H238L237 31H236ZM263 29V30H262ZM33 30V29H32ZM32 30H31V33H32ZM54 30V31H53ZM172 30H175V32L174 31H172ZM178 30H179V32H178ZM189 30L191 31V32H189ZM221 30V31H220ZM230 30V31H229ZM231 30H232V34L231 35H233V36H231L230 35V33H231ZM66 31V30H65ZM120 31V32H119ZM171 31V32H170ZM246 33H245V32ZM263 31V32H262ZM24 32H27L28 34H29V32L30 31H24ZM82 34H81V33ZM118 32V33H117ZM123 32V33H122ZM124 32L126 33V34H124ZM137 32V33H136ZM170 32V33H169ZM187 32V33H186ZM224 32H226L225 34H224ZM51 33V34H50ZM75 33H76V35H75ZM80 33V34H79ZM113 33V34H112ZM116 33L117 34H119V33H122L123 34V37H122V35H121V38L119 37V39H118V36L119 35H116ZM167 33V34H166ZM185 33L187 34L186 36H185ZM228 33V34H227ZM239 33V34H238ZM241 33V34H240ZM245 33V34H244ZM248 33H249V35H248ZM255 33H256V35H255ZM32 34H34V33H32ZM78 34V35H77ZM129 34V35H128ZM131 34V35H130ZM133 34V35H132ZM136 34V35H135ZM166 34V35H165ZM177 34H178V38H179V40H178V38H176L177 37ZM179 34H183V36L181 35H179ZM192 34V35H191ZM239 36H238V35ZM252 34V35H251ZM17 35H19V34H17ZM124 35H125V37H124ZM127 35V36H126ZM192 37H191V36ZM193 35H195V38H194V36ZM247 35V36H246ZM259 35H260V38L262 37L263 39H256L257 40V42H259V43H257L256 41H255V37L256 38H259ZM262 35V36H261ZM74 36V37H73ZM76 36V37H75ZM90 38H89V37ZM109 38H107V37ZM112 38H111V37ZM129 36V37H128ZM131 36V37H130ZM173 36H174V38H173ZM238 36V37H237ZM240 36L241 37H243V38H240ZM59 37V38H58ZM78 37V38H77ZM237 37V38H236ZM245 37H247L248 39H246ZM252 37V38H251ZM85 38V39H84ZM89 38L90 40H88L87 41V39ZM116 38H117V41H116ZM125 39V40H123V39ZM129 38V39H128ZM132 38V39H131ZM134 38V39H133ZM232 38V39H231ZM236 38V39H235ZM239 38V39H238ZM252 40H251V39ZM1 39V38H0ZM72 39V40H71ZM173 39H174V42H176V43H174L173 44ZM176 39V40H175ZM231 39V40H230ZM37 40H38V44H35V43H37ZM76 40L79 42V40H80V42H85V43H83V46H79L80 44H77L76 43ZM112 40L114 41V43L112 42ZM240 40H244L243 42H241V46H240V42L239 41ZM246 40H248V43H246L247 41ZM255 42H254V41ZM259 40H261V41H259ZM34 41H36L35 43H34ZM74 41V42H73ZM88 43H87V42ZM105 41H108V42H105ZM110 41V42H109ZM122 41H125V43H123V48H122ZM129 41V42H128ZM180 41H181V43H180ZM246 41V42H245ZM250 41V42H249ZM253 41V42H252ZM35 44V46H33V44ZM46 42H48V44L46 43ZM70 42V43H69ZM115 42L116 43H118V44H116L115 45ZM135 42V43H134ZM141 42V43H140ZM183 42V43H182ZM191 42H194L193 40H191ZM226 42H228L227 43V45H226ZM237 42H239V43H237ZM73 43V47L75 48H69L70 46V44H72ZM87 43V44H86ZM110 43V44H109ZM111 43H113V44H111ZM121 43V44H120ZM126 43H128V44H126ZM129 43H133L134 45L133 46H136L135 48H129V47H127L128 45L130 46V45H132V44H129ZM140 43V44H139ZM172 43V44H171ZM221 43V44H220ZM253 44V43H255V44H253V46H251V45H248V44ZM0 44H1V41H0ZM42 44H43V46H42ZM51 44V45H50ZM93 44V45H92ZM136 44V45H135ZM144 44H145V42H144ZM177 44V45H176ZM181 45V46H179L178 47V45ZM214 44V45H213ZM229 44H231L230 46H229ZM235 44H238V46L241 48V49H239V47H238V50H236L235 49V51H234V49H233V47L234 48H236L237 46L235 45ZM247 44V45H246ZM32 45V46H31ZM37 45V46H36ZM40 45V46H39ZM101 45V44H100ZM113 45V46H112ZM121 45V46H120ZM138 45H139V47H138ZM141 45V46H140ZM172 45H175V47L174 46H172ZM216 45V46H215ZM217 45H218V47L219 46H221L220 47V49H221V51H220V49H218L217 48ZM225 45V46H224ZM247 46L248 47V49L250 50L251 49V47L252 48H254L253 49V51H251V53L249 52V50H246L247 49V47H244V46ZM256 45H257V47H256ZM112 46V47H111ZM177 46V47H176ZM231 46H233V47H231ZM236 46V47H235ZM255 46V47H254ZM120 47V48H119ZM131 47V46H130ZM170 47V48H169ZM33 50H32V49ZM42 48V49H41ZM115 48V50H113ZM118 48L119 49H121V51L123 50V51H125V52H117V51H119L118 50ZM137 48H138V50H137ZM210 48H211V50H210ZM214 48V51L212 50ZM215 48H217V49H215ZM224 50H223V49ZM245 48V49H244ZM255 48H257L259 51L258 52H256L257 51V49L255 50ZM260 48V49H259ZM117 49V50H116ZM129 49V50H128ZM130 49H132V50H130ZM172 49V48H171ZM176 49V50H177ZM244 50V51H242V53L240 52L241 50ZM63 50V51H62ZM64 50H66L65 52H64ZM134 50V51H133ZM142 50V51H141ZM154 50V51H155ZM207 50H206V52H207ZM217 50L219 51V53H221V54H223V55H221V56H219L220 54L218 53L217 54ZM230 50H231V53L232 54H234L235 52H237L235 55H232L231 53H230ZM233 50V51H232ZM260 50H261V52H260ZM108 51H110L111 53H112V55H111V53L110 52H108ZM136 51H137V53H136ZM147 51V52H146ZM172 51V50H171ZM178 53H181V52H183L182 51V48L181 49H178ZM138 52H144V56H143V54L141 55L140 53H138ZM146 52V53H145ZM244 52L246 53V55L244 54ZM247 52H248V55L250 56H247ZM39 53H41V54H39ZM116 53V54H115ZM119 53V54H118ZM124 53V54H123ZM132 53H133V58H132ZM134 53H136V54H134ZM150 53V54H149ZM109 54V55H108ZM117 54H118V56H117ZM122 54L124 55V56H122ZM168 56H167V55ZM237 54H238V56H237ZM240 54H241V56H240ZM254 54V55H253ZM257 54V55H256ZM5 55V54H4ZM4 55H1V53H0V59L4 56ZM82 55H84V56H82ZM126 55V56H125ZM136 55V56H135ZM218 58H220V59H217L216 60V58H214L215 56ZM218 55V56H217ZM260 55V56H259ZM43 56H44V58H43ZM116 56V57H115ZM142 56H143V58H142ZM156 56H158V55H156ZM163 56V57H164ZM173 56V55H172ZM228 56V57H227ZM231 56V57H230ZM233 56V57H232ZM108 57H110V58H108ZM149 57V58H148ZM224 57H225V59H224ZM234 57H236V58H239V57H241V58H239V59H236V58H234ZM86 58V57H85ZM113 58H116V59H114V62L117 64V62H118V66L112 61L113 60ZM118 58V59H117ZM229 58H231V60L229 59ZM233 58H234V60L236 59V61H234L233 60ZM250 58V59H249ZM255 58H256V60H255ZM262 59V61H261V59ZM119 59H121V61L119 62ZM125 59V60H124ZM140 59V60H139ZM169 59H172V57L171 58H169ZM174 59V58H173ZM172 59V60H173ZM227 59V60H226ZM258 59V60H257ZM132 60V61H131ZM138 60V61H137ZM214 60H216L217 61V63H216V61L214 62ZM220 60H221V62L224 64V65H222V63L220 62ZM226 62H225V61ZM229 60V61H228ZM242 60V61H241ZM111 61H112V65H111ZM117 61V62H116ZM123 61H126V63L125 62H123ZM136 61V62H135ZM169 61H171V60H169ZM228 61V62H227ZM255 61V62H254ZM123 62V63H122ZM129 62V63H128ZM135 62V63H134ZM138 62H141L140 64H142V65H138ZM221 64H220V63ZM231 62H233V63H231ZM235 62H237V63H235ZM240 62V63H239ZM131 63H133V64H131ZM212 64V65H210L209 66V64ZM259 63V64H258ZM131 64V65H130ZM213 64H216V65H213ZM230 64V65H229ZM241 64V65H240ZM124 65V66H123ZM131 68V66H132V68L131 69H129V67ZM136 65H138V67L136 66ZM207 65V66H206ZM220 65V66H219ZM233 65V66H232ZM258 65V66H257ZM126 66H127V69H128V71L129 72H127V74H125L126 72H124V69L126 68ZM134 66H136L137 67V69H136V67H135V69L136 70H134ZM212 66H214V68L212 67ZM216 66L218 67V68H216ZM250 68H249V67ZM252 66V67H251ZM122 69H121V68ZM221 67V68H220ZM233 67V68H232ZM111 68V69H110ZM216 68V69H215ZM127 69H125V71H127ZM209 69V70H208ZM224 69V70H223ZM231 69V70H230ZM253 69V70H252ZM20 70V69H19ZM180 70H182V72L180 71ZM224 72H223V71ZM123 71V72H122ZM169 71H171V70H169ZM230 71V72H229ZM135 72H134V74H135ZM220 72V73H219ZM223 72V73H222ZM121 73H123L122 75H121ZM203 73V74H202ZM230 74V75H228V74ZM240 73V74H239ZM237 74V75H236ZM251 74H253V75H251ZM118 75V77H117V80H116V76ZM201 75V76H200ZM248 75V76H247ZM120 76V77H119ZM123 76V77H122ZM159 76V77H158ZM161 76V77H160ZM171 76H173L172 77V79L171 80H173L174 78L176 79V82H170V81H168V80H166L168 77H169V79L171 78ZM176 76V77H175ZM181 76V77H180ZM198 76H200V77H198ZM229 76V77H228ZM245 76V77H244ZM247 76V77H246ZM255 76H256V78H255ZM258 76V77H257ZM122 77V78H121ZM154 77V78H153ZM178 77V78H177ZM188 77V78H187ZM224 77V78H223ZM262 77H264V76H262ZM198 78V79H197ZM230 78V79H229ZM235 78V79H234ZM246 78V79H245ZM121 79V80H120ZM124 79V80H123ZM160 79V80H159ZM186 79V80H185ZM190 79V80H189ZM240 79H241V81H240ZM119 80V81H118ZM140 80V81H139ZM211 80H213V81H211ZM234 80V81H233ZM243 81H245L244 83H243ZM131 82H132V84H131ZM134 82H141L143 85L141 86V84L139 83V86L137 85V86H135L137 83H135L134 84ZM164 82H166V84L164 83ZM178 82V83H177ZM212 82V83H211ZM232 82V83H231ZM27 83H30V80L27 82ZM169 83L171 84V85H169ZM221 83V84H220ZM119 84H122L124 87H125V89L124 88H122L123 86H121V85H119ZM222 84H224V85H222ZM247 84V83H246ZM164 85V86H163ZM169 87H168V86ZM173 85V86H172ZM174 85H176V86H174ZM135 86V87H134ZM138 87V88H137ZM174 87H176V88H174ZM264 87V86H263ZM132 88V87H131ZM145 88V89H144ZM152 88V89H151ZM214 88V89H213ZM128 89H130V88H128ZM139 89V90H138ZM212 89V90H211ZM262 89V88H261ZM258 90L259 91V95L258 94H256V93H258V91L257 92H254L255 94H252V96H254V95H256V97H257V99H258V102H257V108L258 109H256V110H254L253 111V117H250L249 118V121H251V123H249V124H252L253 123V125H256V123L257 122H259L260 124L259 125H261L263 122H264V89H262V90ZM113 90V91H114ZM121 90V91H120ZM147 90V91H146ZM167 90V91H166ZM209 90V91H208ZM227 90H229V91H227ZM129 91V90H128ZM127 91V92H128ZM141 91H142V93H144V95L141 93ZM148 91H149V93H148ZM163 91H164V93H163ZM225 91H226V93H225ZM261 91H263V93H261ZM68 92H70V93H72L73 91H71V90H69L68 89ZM232 92H235V94L236 95H239L240 94V92L239 91H237V93H236V91L234 90H232ZM99 93V94H98ZM100 93H101V95H100ZM116 93L117 94H120V96L119 95H116ZM145 93H147V94H149V95H147V94H145ZM152 93H153V95H152ZM96 94L101 98V100H102V97L104 98V96L102 95V94H104L101 90H98V91H96ZM139 94V95H138ZM202 94V95H201ZM262 94V95H261ZM123 95V96H124ZM145 95H147L146 97H145ZM158 95V96H157ZM209 95V96H208ZM155 96V97H154ZM203 96V97H202ZM205 96V97H204ZM224 96H225V98H224ZM227 96H228V98H227ZM260 96V97H259ZM262 96V97H261ZM135 97V98H134ZM148 97V98H147ZM150 97H153L152 99L150 98ZM219 97V98H218ZM222 97V98H221ZM135 99V101L138 103H140L139 105L136 103V102H134V99ZM227 98V99H226ZM261 98V99H260ZM115 99H111V101L113 100V101H115ZM144 99L146 100L145 102H144ZM149 99H151L152 101H151V103H150V100ZM155 99V100H154ZM226 99V100H225ZM246 99H249V98H246ZM138 100V101H137ZM148 100V101H147ZM223 100V101H222ZM261 100H263L262 102H261ZM141 101V102H140ZM155 101H157L156 103H155ZM71 103V104H70ZM78 103V102H77ZM119 103H121V104H123V105H121L120 106V104ZM141 103H143V104H141ZM146 103V104H145ZM153 103V104H152ZM160 103V104H159ZM54 103H51V105H53ZM80 104V103H79ZM149 104H150V106H149ZM156 104H157V106H156ZM259 104V105H258ZM55 105V104H54ZM70 107H68V106ZM70 105H72V106H70ZM115 105H117L118 106V108H119V106L122 108H120V110L117 108V106H116V108H115ZM148 107H146V106ZM161 105V106H160ZM222 105V104H221ZM126 106V107H125ZM152 106H154V107H156V108H152ZM219 106V107H218ZM58 107H59V110H58ZM72 107V108H71ZM143 107H146L145 109L143 108ZM150 107V108H149ZM217 107V108H216ZM44 108V110L45 111H47L46 109H45V107H43ZM204 108V109H203ZM73 109V110H72ZM205 109H207V110H205ZM208 109H210V110H208ZM57 110H58V112H57ZM72 110V111H71ZM116 111H118L120 114H118V113H116ZM123 111V112H122ZM143 111V112H142ZM152 111H155V112H152ZM158 111V112H157ZM54 112V113H53ZM130 112L131 113H133V114H130ZM135 112H136V114H135ZM255 112V113H254ZM49 113V114H50ZM72 113V114H71ZM82 113V112H81ZM145 114V116L143 115L142 117H141V115L140 114ZM257 113H259L258 115H257ZM68 116H67V115ZM88 114V113H87ZM196 114V115H195ZM206 114V115H205ZM207 114H208V116H207ZM242 114V113H241ZM121 115V116H120ZM137 115V116H136ZM263 115V116H262ZM66 116H67V118H66ZM111 116V117H112ZM45 117H46V119H45ZM51 117V118H50ZM108 117V116H107ZM110 117V118H111ZM117 117V118H116ZM121 117V118H120ZM141 117V120H137V118H140ZM165 117V118H164ZM263 117V118H262ZM34 118L36 119V121L34 120ZM39 118V119H38ZM72 118V119H71ZM146 118V119H145ZM233 118H235V121L233 120ZM239 117H237V116H232L229 120H230V123L228 124H226V127H228L227 129H226V131H225V129H224V131L222 130V131H217L216 133H213L212 134V138H214L213 140H215V141H212V142H210V143H208V145L206 144V145H203V146H201V149L200 150H198L197 151V153L195 154V156L192 158L193 160H190V165H195L193 168H191L188 172V174L186 175V176H183V178H182V180L180 181V182H176L175 183V180H173L172 182H170V183H168V184H170V186L171 185H175L176 186V188L175 189H173L172 187H171V189L170 190H168L169 192H170V196L172 197V200H174L173 202L175 203V205H178V199L179 198H185L183 201H184V203H182V204H180L181 202H179V205L178 206H176V207H174L173 206V208L177 211V209H178V211L175 213L174 211V213L172 214V210L171 209H173V208H171V209H169L168 211H162L159 215L158 214H153L152 215V217H155V223L156 224H160V225H162V226H164V227H167L168 226V222H171L172 221V224L173 225H177V226H179L180 224H181V219H179V216H180V218H181V216H183V215H181L182 214V212H183V214H184V216L188 219V216H187V214L186 213H188V212H190V207H188V206H191V205H189V204H192L193 203V208L195 207V208H197L198 209V207H200V205H198V203H200L201 205H203L204 206V203H208L209 201H210V199L212 198L213 200L214 199H216L217 197H228L224 192L222 193V191H220V189H218L217 191H214L215 193V195H213L214 197H212L211 195L209 196L210 197V199H208V198H206L205 196H207L208 197V194H207V192L205 191V190H202L201 188H198V190L197 191H199V193H197V194H195V196H193V195H190V194H188L187 192H182L183 191V189L184 188H186V186H188L187 185V183H186V181H184L185 179H189V180H194L196 183H200V182H205V181H210L211 180V178H212V180H220V177H222V180H224V179H229L230 178V175H231V172L232 171H229L228 169H230V168H228L227 170H225V168L227 167V166H229L230 164V162H228V160L226 161V159H227V153L225 154V152H226V149L228 148V147H230V145L231 144H229L228 142H229V140L230 139H232V137L234 138V139H237V137L239 136L238 134H239V131H241L240 132V134L243 136V135H246L245 133H243V131L242 130H244L243 129V127H242V125H243V123H245V121H242V124L239 122V119H240V121H241V118H239ZM261 118V119H260ZM37 119H38V121H37ZM40 119H42V120H40ZM51 121H50V120ZM135 119V120H134ZM149 119V120H148ZM258 119V120H257ZM263 119V120H262ZM40 120V121H39ZM77 120V121H76ZM81 120V121H80ZM103 122H102V121ZM260 120H262V121H260ZM41 121H43V122H41ZM88 121H89V123H88ZM102 123H101V122ZM122 121V122H121ZM130 121V122H129ZM153 121V122H152ZM254 121V122H253ZM50 122V123H49ZM79 122V123H78ZM93 122V123H92ZM144 122H146V123H144ZM42 123H44V124H42ZM49 125H47V124ZM78 123V124H77ZM80 123H82V124H80ZM98 125H97V124ZM108 123V124H107ZM248 123V122H247ZM247 123L245 124V125H247ZM80 124V125H79ZM103 124V125H102ZM128 124V125H127ZM141 124H143V125H141ZM238 124V125H237ZM248 124V125H249ZM71 125V126H70ZM89 125V126H88ZM231 125V126H230ZM241 125V126H240ZM263 125H264V123H263ZM262 125V128H264V126ZM128 126V127H127ZM138 126V127H137ZM139 126H140V128H139ZM141 126H143V127H141ZM47 127H51V128H47ZM192 127V128H191ZM237 127H239V128H237ZM43 128V127H42ZM43 128V129H44ZM111 128V129H110ZM46 129H48V130H46ZM114 131H113V130ZM195 129H196V131H195ZM235 129L237 130V131H235ZM93 131V130H92ZM109 131V132H108ZM112 131H113V133H112ZM235 131V132H234ZM261 131H263V130H261ZM32 132H36V131H32ZM102 132V134H100ZM123 132H125V133H123ZM223 132V134H222V136H221V134L220 133H222ZM236 132H237V134H236ZM49 133H51V135H52V138L50 137V134ZM109 133H111V135L109 134ZM192 133V134H191ZM197 135H196V134ZM234 133V134H233ZM14 133H8L7 134V137L9 138V139H18V137H19V135H13ZM110 135V137L108 136V135ZM230 134V135H229ZM237 136H236V135ZM48 135V136H47ZM104 135V139H103V136ZM128 135H131V137L133 138L134 137V139H132L131 137H129V139H131V144L130 145H128V143L127 142H129V139L128 138H125L126 136ZM134 135V136H133ZM195 135V136H194ZM228 135V136H227ZM17 136V137H16ZM38 136H40V135H38ZM122 136H125V137H123L122 138ZM138 136V137H137ZM192 136V137H191ZM220 136V137H219ZM57 137V138H56ZM135 137L137 138V139H140V142H139V140L138 141H135L136 139H135ZM145 137V138H144ZM174 137V138H173ZM197 137H198V139H197ZM222 137V138H221ZM240 137L241 136H239L238 137V139H240ZM38 137H36V139H37ZM56 138V139H55ZM105 138H106V141H105ZM108 138V139H107ZM186 138V139H185ZM196 138V139H195ZM220 138H221V142L219 141L220 140ZM16 139H15V141H16ZM59 139V140H58ZM189 139H191V140H189ZM58 140V141H57ZM69 140H71L70 142H68ZM200 140V139H199ZM224 140V141H223ZM39 141H38V143H39ZM142 141V142H141ZM227 141V142H226ZM45 142V141H44ZM63 142V143H62ZM112 142V143H111ZM139 142V143H138ZM32 143V142H31ZM123 143V144H122ZM135 143V144H134ZM217 145H216V144ZM34 144V143H33ZM56 145V148H54L55 150H56V152L57 153H55V154H53L54 152H55V150L53 149V151L52 150H49L47 153H42V152H45V148L49 145V146H51V145ZM64 145V146H62V145ZM69 145V147L72 149V150H70V148L69 147H67L68 145ZM140 144H142V145H146V146H148L147 148H141L140 149V147H139V145ZM221 144H223L222 146H220ZM228 146H227V145ZM44 145V144H43ZM67 145V146H66ZM153 145V146H152ZM157 145V146H156ZM192 145H194V143L192 144ZM32 146V147H31ZM48 146V147H49ZM59 146V147H58ZM62 146V147H61ZM178 146H180V147H182L183 145H178ZM247 146V145H246ZM136 147V148H135ZM152 147V148H151ZM9 148V147H8ZM109 148V149H108ZM211 148V149H210ZM58 149V150H57ZM63 149V152L61 151ZM173 150L175 149L176 150V148H172ZM186 149H188V148H186ZM185 149V150H186ZM35 150V151H34ZM67 150V151H66ZM181 150V151H180ZM219 150H222V151H220L219 152ZM223 150H224V153H222L223 152ZM118 151V152H117ZM187 151V150H186ZM61 152V153H60ZM200 153V155H198L199 153ZM209 152L211 153V154H209ZM41 153V154H40ZM168 153V154H167ZM177 153V154H176ZM202 153V154H201ZM2 154V153H1ZM51 154H53V159H52V156H51ZM110 155V156H109ZM112 155V156H111ZM170 155V156H169ZM225 155H226V159H225ZM6 156V157H5ZM23 156H26V157H30V158H32V161L31 162H29V163H26V158L25 159H23ZM43 156V157H42ZM106 157L107 156V158H108V156H109V158L107 159V161L105 160V159H103V157ZM173 157V161H172V164H171V166H166L165 164H166V162H165V160L168 158V157ZM209 156V157H208ZM211 156V157H210ZM223 156H224V158H223ZM22 157V158H21ZM48 157V158H47ZM58 157H60V158H58ZM21 158V159H20ZM113 158V159H112ZM156 158V159H155ZM208 158V160L210 161L211 160V162H209V161H207L206 159ZM223 158V159H222ZM110 159V160H109ZM6 160V161H5ZM100 160V161H99ZM104 160V161H103ZM110 162H109V161ZM222 160H224V161H222ZM7 161H9V162H7ZM53 161H55V162H53ZM62 163H61V162ZM64 161V162H63ZM117 161V162H116ZM199 161V162H198ZM24 163V165H21V163ZM90 163L91 161H86V162H84V163ZM164 162V163H163ZM193 162V163H192ZM205 162H209V164L210 165H214L215 167H219V168H224V170H220V172L222 173V174H220V176H212V173H209V171H208V168L206 169V171H205V168H198V166L197 165H203ZM213 162H215V163H213ZM223 162H225V167L223 166ZM20 163V164H19ZM45 163V164H44ZM54 163V164H53ZM65 163H67L66 164V166H64L65 165ZM70 163V165L68 166V164ZM195 163V164H194ZM221 164V166H220V164ZM33 164V165H32ZM43 164H44V166H43ZM49 164V165H48ZM73 164V165H72ZM91 164V163H90ZM161 164H163V165H161ZM189 164V163H188ZM27 165V166H26ZM62 165V166H61ZM77 165H79V167L77 166ZM212 165V166H213ZM255 165V164H254ZM75 166V167H74ZM206 166V165H205ZM256 166V165H255ZM67 168V170H65L66 168ZM240 167V168H239ZM239 167H234L233 169H240V170H244L243 169V167H241V166H239ZM37 168V169H36ZM62 168V169H61ZM64 168V169H63ZM78 169V170H75V169ZM255 167H252V169H254ZM50 169V170H49ZM81 171H80V170ZM202 169V170H201ZM11 170V171H10ZM145 170V171H144ZM162 170H163V172H162ZM192 170H193V172H192ZM196 170H198V171H196ZM50 171V172H49ZM52 171V172H51ZM67 171H69V172H67ZM73 171H78V172H73ZM80 171V172H79ZM100 171V172H99ZM109 171V172H108ZM67 172V173H66ZM243 172H245V171H243ZM70 173H71V175H70ZM73 173H75V174H79V175H76V176H74L73 177ZM105 173V174H104ZM140 173H142V175H140ZM146 173H148V172H146ZM258 173H259V171H258ZM65 174H69V175H65ZM94 174V175H93ZM137 174V175H136ZM158 174H160V175H158ZM225 174H226V176H225ZM65 177H64V176ZM85 175V176H84ZM102 175V176H101ZM6 176V177H5ZM69 176V177H68ZM83 176V177H82ZM109 176V177H108ZM129 176V177H128ZM82 177V178H81ZM106 177V178H105ZM139 177V178H138ZM207 177V178H206ZM41 178V179H40ZM47 178V179H46ZM136 178H137V180H136ZM178 178H180V177H178ZM231 178H233V179H238V178H235V177H231ZM250 178H252V176L250 177ZM258 178H259V176H258ZM261 178V177H260ZM259 178V179H260ZM42 179H43V181H42ZM57 179V180H56ZM67 179V180H66ZM207 179V180H206ZM240 179L241 178H239L238 179V181H240ZM65 180V181H64ZM179 180V179H178ZM197 180V181H196ZM203 180V181H202ZM258 180V179H257ZM257 180H255L254 179V181L252 182H250V184H252V187H257V188H259V185H258V182H257ZM261 180H264V178H261ZM260 180V181H261ZM12 181V182H11ZM49 183H48V182ZM58 181V182H57ZM76 181V180H75ZM259 181V182H260ZM53 182V183H52ZM22 183V184H21ZM41 183V184H40ZM173 183V184H172ZM55 184V185H54ZM180 184V185H179ZM185 184V185H184ZM255 184V185H254ZM36 185V186H35ZM207 185V184H206ZM205 185V186H206ZM258 185V186H257ZM41 186H42V188H41ZM60 186V187H59ZM178 186V187H177ZM191 186V184L188 186V187H190ZM32 187V188H31ZM45 187H47V188H45ZM55 187V188H54ZM183 187V188H182ZM252 187H250L249 189H251ZM50 188V189H49ZM57 188H58V190H57ZM206 188V187H205ZM56 189V190H55ZM172 189H173V191H172ZM177 189V190H176ZM36 190V191H35ZM49 190H51L50 192H49ZM41 191V192H40ZM47 191V192H46ZM167 190H165V192H168ZM184 191H185V189H184ZM23 192V193H22ZM36 192V193H35ZM62 192V193H61ZM164 192V193H165ZM206 192V193H205ZM57 193V194H56ZM78 193H80V192H78ZM84 192H82V194H83ZM184 193V194H183ZM203 193V194H202ZM205 193V194H204ZM218 193H220V194H218ZM2 194V195H1ZM15 194V195H14ZM51 194V195H50ZM207 194V195H206ZM216 194L218 195V196H216ZM225 194V195H224ZM6 195V196H5ZM23 195V196H22ZM37 195H39V196H37ZM59 195H60V197H59ZM163 195V194H162ZM262 195H264V190L262 191ZM22 196V197H21ZM41 196V197H40ZM79 196H81V195H79ZM193 198H192V197ZM215 196H216V198H215ZM232 196V195H231ZM14 197V198H13ZM20 197V198H19ZM37 199H36V198ZM46 197V198H45ZM51 197V198H50ZM202 197V198H201ZM56 198H57V200H56ZM62 198V199H61ZM174 198V199H173ZM261 198H263V197H260L259 199H261ZM6 199V200H5ZM18 199V200H17ZM41 199V200H40ZM54 199V200H53ZM65 199V198H64ZM196 200V201H194V200ZM204 199V200H203ZM207 199V200H206ZM14 202H13V201ZM36 200V201H35ZM46 200V201H45ZM209 200V201H208ZM3 201V202H2ZM63 201V202H62ZM177 203H176V202ZM179 201H181V200H179ZM182 201V202H183ZM191 201V202H190ZM194 201V202H193ZM198 201V202H197ZM203 201V202H202ZM208 201V202H207ZM37 202V203H36ZM17 203V204H16ZM23 203V204H22ZM32 203V204H31ZM59 203L60 204H63V205H59ZM164 203H167V202H164ZM195 203V204H194ZM261 203V202H260ZM259 203V204H260ZM27 204V205H26ZM35 204V205H34ZM39 206H38V205ZM56 204V205H55ZM69 204V205H68ZM183 204H188V206L186 205V207H188L189 208V211H187V209L188 208H186L185 207V211H182L181 212V214L179 213V207H180V205L182 206ZM197 204V206H195ZM5 205V206H4ZM33 207V205L35 206V209H38V210H35V209H33L32 210V207ZM58 205V206H57ZM66 205H68V206H66ZM166 205V204H165ZM7 207V208H6ZM17 207V208H16ZM31 207V208H30ZM45 207V208H44ZM66 207V208H65ZM260 207H261V204H260ZM34 208V207H33ZM41 208V209H40ZM43 208V209H42ZM69 208V209H68ZM192 208V209H193ZM201 208V207H200ZM199 208V209H200ZM173 209V210H174ZM202 209H204L205 210V206L203 207V208H201L200 210H202ZM49 210H51V211H54V212H56L57 213V217H55V216H52V215H50V213H49ZM63 210H64V212H63ZM171 210V211H170ZM181 210H184L183 209V207L181 208ZM180 210V211H181ZM204 210H202L203 211V213H201L202 215L204 214ZM9 211H10V213H9ZM66 211V212H67ZM9 213V214H8ZM177 213H178V215H177ZM196 213H198V212H196ZM5 214V215H6ZM175 214H176V216H178V217H176L175 216ZM189 214V213H188ZM190 214H191V212H190ZM259 224H260V227H264V209H259ZM157 215V216H156ZM40 216V217H39ZM184 216L182 217L183 219V221H184ZM22 219H24V217L22 218ZM39 219V220H38ZM102 219L103 220H105L104 218H101V222H103L102 221ZM179 219V220H178ZM49 221V222H48ZM162 222V223H161ZM176 222V223H175ZM15 223H17V222H15ZM44 223V224H43ZM52 223V224H51ZM59 223V224H58ZM51 226H50V225ZM59 226H58V225ZM45 225V226H44ZM166 225V226H165ZM44 226V227H43ZM31 227V226H30ZM264 229V228H263ZM67 230V231H66ZM22 231V232H21ZM49 231V232H48ZM59 232V233H57V232ZM263 232H264V230H262ZM48 232V233H47ZM64 234H63V233ZM261 231L259 230V237L260 236H262V238H260L259 240H261L260 242H259V245H258V258H259V260H260V263L259 264H264V235H262V233L263 232H261ZM27 233V234H26ZM55 233H57V234H55ZM62 233V234H61ZM69 233V234H68ZM88 232H84V235H85V237H88V235L89 234H87ZM20 234H21V236H22V234L23 235H26L24 238H21V237H18V236H20ZM28 234H29V236H28ZM37 234V235H36ZM51 236H53V237H51ZM68 236V237H66L65 238V236L66 235ZM77 234H79V233H77ZM87 234V235H86ZM44 235V236H43ZM63 235V236H62ZM65 235V236H64ZM71 235V236H70ZM50 236V237H49ZM47 238V239H46ZM54 238V239H53ZM126 238V237H125ZM125 238H123V240H122V242H123V244H127V241H128V238L126 239V241H125ZM46 239V240H45ZM10 243H6V245H4V246H8V245H10ZM16 243V244H15ZM45 243H47V242H45ZM44 245H46V244H44ZM4 246L1 248L0 247V249H1V251H3V250H7V249H4ZM124 246V245H123ZM200 247H199V251L198 252H203V248H204V246L203 245H199ZM39 248V249H38ZM37 248V250L38 251H41V250H43V247H38ZM142 248H145L144 246H142ZM25 249H30V247H28V248H25ZM165 249L164 248H162L161 249V252L162 251H164ZM73 251H75V252H73V253H75V255H81L80 257L78 256H74V254H72L71 255V257L70 256H68V251H66V250H64L63 251V254L64 255H67L68 256V258H66V257H64V258H66V259H69V257L71 258L70 259V261H72V256H74L75 257V259L77 258V260H78V258H79V260L81 261V260H83L84 259V256H90V257H93L94 259H95V264H99V263H103V264H124L123 263V260H118V262H116V263H114L115 261H117V260H115V261H112V259L111 258H109V262L108 263H104V258H103V256H100V253H99V250H94L93 252H91V255L89 254V255H87V253L89 252V250H87V253L86 254H84V255H82V251H80L81 253H79L78 251H76V250H73ZM96 251H97V254H96ZM19 252V251H18ZM65 252V253H64ZM67 252V253H66ZM156 252V251H155ZM160 252V251H159ZM159 252L157 253V255H155L156 253H153L152 254V256H150L149 258H147V262H149L150 260H152V262H151V264H170L171 262H169V260L167 259V258H164V257H161V259L163 260H161V259H158V255H159ZM96 255H95V254ZM27 254H28V252H22V253H17V254H13V255H8V253H6V252H4V255L3 256H1L0 257V264H3V263H6L7 261H10V263L9 264H12L13 263V260L15 259V260H21V262L23 261V260H26V261H29L28 259H25V257L27 256ZM56 254V253H55ZM54 254V255H55ZM62 254V255H63ZM54 255H50V257L48 258V259H51V257H52V259H55V257H53ZM63 255V256H64ZM47 257V256H46ZM46 257H41L42 259L43 258H46ZM57 257H58V255H57ZM56 257V258H57ZM98 257V258H97ZM101 257V258H100ZM32 258V257H31ZM35 258H37L38 259V257H35ZM34 258V259H35ZM81 258H83V259H81ZM153 258H155V259H153ZM1 259H3V260H1ZM34 259H32V260H34ZM60 259V258H59ZM100 259V260H99ZM64 261H63V264L65 263L66 264V260L65 259H63ZM154 261V262H153ZM23 262H25V261H23ZM112 262V263H111ZM13 264H18V263H13ZM150 264V263H149Z\"/></svg>","mask_w":264,"mask_h":264}]
</instances>
